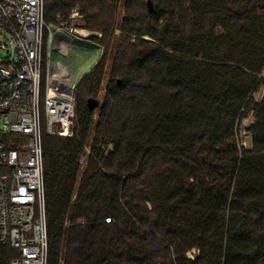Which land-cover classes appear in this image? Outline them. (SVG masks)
I'll list each match as a JSON object with an SVG mask.
<instances>
[{
    "label": "trees",
    "instance_id": "obj_1",
    "mask_svg": "<svg viewBox=\"0 0 264 264\" xmlns=\"http://www.w3.org/2000/svg\"><path fill=\"white\" fill-rule=\"evenodd\" d=\"M120 3L43 0L116 45L103 102L107 55L73 137L43 136L49 264H264V0H126L117 23Z\"/></svg>",
    "mask_w": 264,
    "mask_h": 264
},
{
    "label": "built area",
    "instance_id": "obj_2",
    "mask_svg": "<svg viewBox=\"0 0 264 264\" xmlns=\"http://www.w3.org/2000/svg\"><path fill=\"white\" fill-rule=\"evenodd\" d=\"M0 30L9 36L0 43V248L16 251L9 264H49L43 136L73 137L78 87L90 72L85 55L75 76V59H54V43L70 57V37L89 42L92 34L79 7L47 24L43 0H0Z\"/></svg>",
    "mask_w": 264,
    "mask_h": 264
},
{
    "label": "rangeland",
    "instance_id": "obj_3",
    "mask_svg": "<svg viewBox=\"0 0 264 264\" xmlns=\"http://www.w3.org/2000/svg\"><path fill=\"white\" fill-rule=\"evenodd\" d=\"M126 11H127L126 0H121L119 8L117 9V14H118L117 23L122 22ZM87 32H90L92 34V37L97 38L98 40H101L103 38L101 33L91 32L89 30H87ZM121 35H122L121 30L118 27H115V36L117 38H120ZM70 38L73 41V47H74L73 52H71V56L66 57V56H63V55H60L59 53H57L56 41H55L53 58L54 59H63V60L75 59V62L73 64V72H74L75 76L81 71L82 66L86 63L85 55H87L89 57V62L87 63V65L83 71V74L88 73L89 70L91 72L94 69V67L101 61L103 56L106 57V55H107L108 46L107 45L100 46V43H98L99 41L97 39L92 38L89 42H83V41H79L77 39H74L73 37H70ZM8 40H9V36L0 30V43L5 44ZM101 48H104V52H103L102 57L100 56ZM76 54H83V55L81 56V58H76ZM115 56H116V45H114V47L112 45L111 49H109V52H108V55L106 58V66H107L106 75H105V78H104V81H103V84L101 87V91L99 93V100L101 103L104 100V96H105L106 88H107V83H108V80L110 78L111 69L115 63ZM0 57H3V58L6 57V53L2 50H0ZM90 72L88 74H90ZM263 94H264V89H261L257 94L254 95V97L256 98L257 101H260L263 97ZM98 114H99V110L97 111V113L95 115V119L97 118ZM1 120L2 119L0 117V130H5V127H4L3 123L1 122ZM254 121L255 120H254L252 114H250L247 119L243 120V122L240 126V129H241L240 145L243 147L251 148V137H250V134L247 132V128H249L250 125ZM52 137H58V136H52ZM86 159L84 158V168L86 166V161H87ZM195 254H196V251L190 252L189 257L194 258Z\"/></svg>",
    "mask_w": 264,
    "mask_h": 264
}]
</instances>
